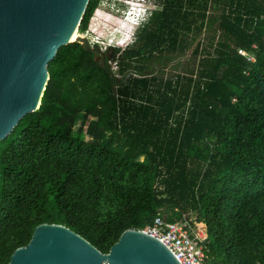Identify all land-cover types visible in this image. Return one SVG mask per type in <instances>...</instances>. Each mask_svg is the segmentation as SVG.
<instances>
[{"label": "trees", "instance_id": "1", "mask_svg": "<svg viewBox=\"0 0 264 264\" xmlns=\"http://www.w3.org/2000/svg\"><path fill=\"white\" fill-rule=\"evenodd\" d=\"M157 2L104 63L77 42L60 47L39 108L0 141V264L39 225L108 254L157 216L190 215L206 227V264H264V0ZM203 34L182 73H148Z\"/></svg>", "mask_w": 264, "mask_h": 264}, {"label": "water", "instance_id": "2", "mask_svg": "<svg viewBox=\"0 0 264 264\" xmlns=\"http://www.w3.org/2000/svg\"><path fill=\"white\" fill-rule=\"evenodd\" d=\"M89 0H0V141L35 112L57 50L77 42L105 62L106 53L76 33ZM8 264H179L158 240L136 230L124 232L100 253L79 235L59 225L35 228L29 243Z\"/></svg>", "mask_w": 264, "mask_h": 264}, {"label": "built area", "instance_id": "3", "mask_svg": "<svg viewBox=\"0 0 264 264\" xmlns=\"http://www.w3.org/2000/svg\"><path fill=\"white\" fill-rule=\"evenodd\" d=\"M144 5H147V11L141 9ZM100 7H109L113 13H104L105 19L100 20ZM158 9L157 0H99L86 29L82 32L77 29L75 34L78 39H85L90 47L97 48L108 57L114 49L121 53L131 47L136 40L137 28L143 29L147 17ZM107 67L119 79L117 63L108 61ZM137 231L162 243L179 264H206V227L195 222V219L189 217L166 223L157 216L152 225Z\"/></svg>", "mask_w": 264, "mask_h": 264}, {"label": "rangeland", "instance_id": "4", "mask_svg": "<svg viewBox=\"0 0 264 264\" xmlns=\"http://www.w3.org/2000/svg\"><path fill=\"white\" fill-rule=\"evenodd\" d=\"M141 9H144L145 11L148 10L147 5H144ZM100 12L98 14V17H100V20H104L105 19V14H107V12H111L113 13L112 9H110L109 7H100ZM97 18V17H96ZM98 23H100V21L98 20ZM101 24V23H100ZM206 34V33H205ZM205 35H201L199 38L196 39V41L193 43L192 48L185 53L182 57L179 56H175V60L171 61L170 59V55H166V54H162L160 57L162 58L160 62L158 63H154V65L151 66L150 70L148 73H152V75H156L157 77H163V78H169L170 76L176 75V74H180L182 73V68L185 66L186 62L190 59L191 60V53L193 51V49L195 48L196 44L198 42H201V44L205 43ZM99 60L101 61V58H99ZM102 62V61H101ZM180 63V66L178 67V69H175L174 67ZM120 76V75H119ZM121 76L119 77L120 80ZM80 125V121H78L76 123L75 126V130L78 129ZM85 141H87V137L84 136ZM191 219H195L194 216L190 215L189 216Z\"/></svg>", "mask_w": 264, "mask_h": 264}, {"label": "bare ground", "instance_id": "5", "mask_svg": "<svg viewBox=\"0 0 264 264\" xmlns=\"http://www.w3.org/2000/svg\"><path fill=\"white\" fill-rule=\"evenodd\" d=\"M76 39H78V37L76 36V34H74V35L70 38V40H72V41H75Z\"/></svg>", "mask_w": 264, "mask_h": 264}, {"label": "clouds", "instance_id": "6", "mask_svg": "<svg viewBox=\"0 0 264 264\" xmlns=\"http://www.w3.org/2000/svg\"><path fill=\"white\" fill-rule=\"evenodd\" d=\"M154 14L151 17H147V19L145 20V22H147L146 25L148 24V22L150 21V19L154 16ZM137 30H138V28H137Z\"/></svg>", "mask_w": 264, "mask_h": 264}, {"label": "crops", "instance_id": "7", "mask_svg": "<svg viewBox=\"0 0 264 264\" xmlns=\"http://www.w3.org/2000/svg\"><path fill=\"white\" fill-rule=\"evenodd\" d=\"M136 31H137V33H136V36H137V34L140 32V29H139V30H136ZM106 58H107V57H106ZM106 58H105V59H106Z\"/></svg>", "mask_w": 264, "mask_h": 264}, {"label": "flooded vegetation", "instance_id": "8", "mask_svg": "<svg viewBox=\"0 0 264 264\" xmlns=\"http://www.w3.org/2000/svg\"><path fill=\"white\" fill-rule=\"evenodd\" d=\"M162 10H163V8L161 9V11H159V13L162 12ZM170 56H171V55H170Z\"/></svg>", "mask_w": 264, "mask_h": 264}]
</instances>
